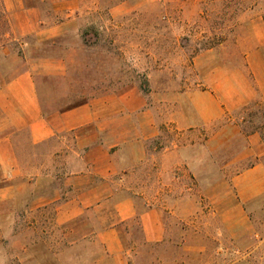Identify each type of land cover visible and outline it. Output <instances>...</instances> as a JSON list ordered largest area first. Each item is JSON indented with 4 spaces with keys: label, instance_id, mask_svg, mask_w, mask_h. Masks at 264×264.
Masks as SVG:
<instances>
[{
    "label": "rangeland",
    "instance_id": "rangeland-1",
    "mask_svg": "<svg viewBox=\"0 0 264 264\" xmlns=\"http://www.w3.org/2000/svg\"><path fill=\"white\" fill-rule=\"evenodd\" d=\"M93 1L99 2L100 13L84 20L81 39L70 37L44 49L69 54L68 77H39L38 88L47 111L73 107L86 97L135 90L152 112L158 137L146 142L148 157L125 184L128 192L147 198L166 213L169 236L165 244L148 246L134 224L133 235L127 238L133 251L130 264H264V196L242 207L247 227L253 230L242 247L221 217L237 211L232 204L233 177L258 160L240 155L243 140L208 143L226 120L200 125L188 96L207 89V66L218 63L203 55L209 49L224 58L220 63L242 66L233 57L246 39L240 20L244 14L247 21L264 19V0H134L133 11L116 17L109 9L127 0ZM87 22L94 23L85 28ZM251 107L241 113L243 117L237 116L236 123L243 132L264 130L262 105ZM64 137L50 144L58 152L53 166L59 184L66 175L64 165L76 159L68 155L72 134ZM18 140L19 157L31 166L26 134ZM122 150L129 154V147ZM45 161L40 156L37 162ZM14 207L10 202L0 206V264H94L102 255L95 212L59 225L56 204Z\"/></svg>",
    "mask_w": 264,
    "mask_h": 264
},
{
    "label": "crops",
    "instance_id": "crops-1",
    "mask_svg": "<svg viewBox=\"0 0 264 264\" xmlns=\"http://www.w3.org/2000/svg\"><path fill=\"white\" fill-rule=\"evenodd\" d=\"M134 2L115 5L109 13L116 17L133 11ZM99 9V2L93 0H0V206L10 202L16 209H32L56 204L59 225L93 211L100 226L96 239L103 250L94 264H130L133 251L127 238L133 235L134 224L148 246L165 244L169 236L166 213L147 198L128 192L125 184L147 159L146 142L158 137L152 112L135 90L47 111L38 88L39 77H68L69 54L44 49L70 37L81 39L84 20L96 17ZM240 21L246 39L233 57L242 66L220 63L224 58L209 49L203 55L218 63L207 66V89L188 96L200 125L226 120L208 143L221 138L229 143L243 140L246 145L240 155L258 160L232 179L236 213L221 215L226 230L242 247L247 237H253L242 207L264 196V138L258 131L243 132L236 122L254 104L264 109V19L256 16L247 21L244 14ZM93 23L87 22L85 28ZM21 134H26L32 150L31 166L19 157ZM65 134H72L68 155L76 159L64 165L66 175L59 184L53 166L58 152L50 144ZM46 146L48 150L40 154ZM126 147L128 155L122 150ZM40 156L44 163L37 162Z\"/></svg>",
    "mask_w": 264,
    "mask_h": 264
},
{
    "label": "trees",
    "instance_id": "trees-1",
    "mask_svg": "<svg viewBox=\"0 0 264 264\" xmlns=\"http://www.w3.org/2000/svg\"><path fill=\"white\" fill-rule=\"evenodd\" d=\"M86 35H87L86 33L83 34L82 38L85 39V37H87ZM72 91H73V90H72ZM71 95L76 96V97H78V98L85 97V94H83L82 96H80V95H77L75 92H73V93L71 92ZM73 100H74V99H73ZM88 100H89V99H87V97H86V99H85L84 101L79 102L78 104L74 105L73 107H76V106L82 105V104L86 103ZM247 109H250V108H246V110H247ZM262 112L264 113V109L262 110ZM254 131H258V132H260V133L262 134V137L264 138V130H263L262 128H256Z\"/></svg>",
    "mask_w": 264,
    "mask_h": 264
}]
</instances>
